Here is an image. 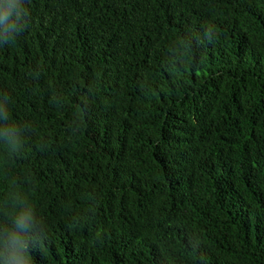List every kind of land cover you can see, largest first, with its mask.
<instances>
[{
  "label": "trees",
  "instance_id": "1",
  "mask_svg": "<svg viewBox=\"0 0 264 264\" xmlns=\"http://www.w3.org/2000/svg\"><path fill=\"white\" fill-rule=\"evenodd\" d=\"M20 7L0 264H264V0Z\"/></svg>",
  "mask_w": 264,
  "mask_h": 264
},
{
  "label": "clouds",
  "instance_id": "2",
  "mask_svg": "<svg viewBox=\"0 0 264 264\" xmlns=\"http://www.w3.org/2000/svg\"><path fill=\"white\" fill-rule=\"evenodd\" d=\"M22 4V0H5V5L0 6V24L10 26L18 30V21L26 14L23 7L16 10ZM26 217H21L25 219Z\"/></svg>",
  "mask_w": 264,
  "mask_h": 264
}]
</instances>
